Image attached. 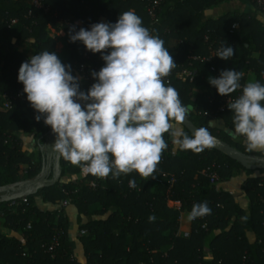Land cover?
Returning <instances> with one entry per match:
<instances>
[{"label": "trees", "instance_id": "trees-1", "mask_svg": "<svg viewBox=\"0 0 264 264\" xmlns=\"http://www.w3.org/2000/svg\"><path fill=\"white\" fill-rule=\"evenodd\" d=\"M230 1L234 0H164L157 22L151 24L140 0H45L47 11L34 7L32 0H0V93L23 90L18 71L30 56L17 46L29 39L33 40V55L51 51L62 63L71 65V74L78 77L80 90L87 92L95 81L81 80L79 65L86 64L91 74L99 71L105 62L100 53L87 50L81 41H70V29L74 34L75 26L66 22L79 18L92 24L102 20L115 23L126 11L140 16L144 26L164 41L169 53L173 49L169 40L180 41L175 48L177 53L171 54L177 64L173 71L186 66L189 56L206 57L210 54L209 47L221 48L224 43L234 50L231 59L214 56L210 61H192V71L218 76L222 70H237L244 73L240 81L243 86L255 81L264 84V22L239 11L215 20L202 18L205 10ZM251 3L264 14V0L260 6L256 0ZM233 23L238 27L231 31ZM48 27L63 30L61 52L56 51V41L49 35ZM200 82L194 73L191 82L171 76L166 84L178 91L184 105L191 107L188 119L196 127H208L211 135L240 152L264 157V152H247L243 137L233 139L224 130L209 127V121L218 118L234 131L233 113L228 106L217 111L222 95L213 86L195 91ZM37 114L27 103H16L6 109L0 100V197L6 198L0 201V264H82L73 253L64 211L58 216L56 208L39 210L35 196L56 205L70 199L77 210V229L85 233L80 241L87 264H264V203L260 202L264 198L263 166L245 168L214 148L195 154L178 146L172 152V138L166 133L168 149L162 153L155 179L144 180L133 172L103 181L88 174L76 183H63L62 177L78 175L81 171L53 151L55 134L44 124L43 117L36 121ZM183 130L192 136L185 127ZM21 132H33L38 147L36 158L22 151ZM212 164L218 175L216 183H210L200 173ZM163 172L172 175L174 182L169 184L167 179L158 182ZM242 172L247 174L242 185L250 201L247 209L216 186ZM254 172L258 175L248 176ZM41 173L46 179L58 175V180L35 188L31 180ZM132 180L136 182L135 188L129 186ZM10 186L13 188L6 189ZM19 193H26L28 204L10 205ZM169 200H179L182 204L179 208L171 207ZM205 201L211 214L189 220L193 205ZM152 214L156 217L154 222L149 221ZM95 216L104 217L95 219ZM184 227L188 237L179 234ZM249 231L254 234L252 239ZM212 232L217 233L206 247L205 240ZM56 236L54 250L46 252ZM259 239L263 242L258 243Z\"/></svg>", "mask_w": 264, "mask_h": 264}, {"label": "clouds", "instance_id": "clouds-1", "mask_svg": "<svg viewBox=\"0 0 264 264\" xmlns=\"http://www.w3.org/2000/svg\"><path fill=\"white\" fill-rule=\"evenodd\" d=\"M74 27V26H73ZM70 41H81L87 50L100 53L105 64L91 75L95 82L81 91L71 65L62 63L56 53L43 51L22 62L18 81L31 107L43 117L55 134L54 152L98 179H118L133 172L148 180L156 178L162 153L168 149L164 134L182 150L199 154L211 149L215 138L208 127L192 136L183 130L191 107L182 103L178 91L166 84L177 64L164 41L144 26L135 12L120 14L115 23H93L81 27ZM223 60L234 55L231 46L215 54ZM244 73L222 70L209 77L222 96L241 89ZM78 101H86L83 106ZM264 84L248 82L242 94L228 102L233 113V139L243 137L247 152H264ZM207 114V113H206ZM216 120L209 121V127ZM129 186L135 188L134 180ZM207 202L194 204L189 220L210 215ZM155 215L149 216L154 222Z\"/></svg>", "mask_w": 264, "mask_h": 264}, {"label": "crops", "instance_id": "crops-1", "mask_svg": "<svg viewBox=\"0 0 264 264\" xmlns=\"http://www.w3.org/2000/svg\"><path fill=\"white\" fill-rule=\"evenodd\" d=\"M233 11H239L242 13H248L251 16L260 18L264 22V14L261 13L256 7H254L251 3V0H234L230 2H224L217 4L215 6H212L211 8L204 11L202 18L204 19H217L229 12ZM100 22H110L107 20H102ZM48 33L51 37L55 38V34L58 33L61 38L64 36V32L62 29H59L58 31L54 30L51 27H48ZM180 41L178 39L171 38L169 40V46L172 49L170 54L175 55L177 53L176 47L179 45ZM33 40L29 39L17 46L18 50L23 52L24 54L28 56H32L34 53V49L32 47ZM62 47V46H61ZM196 76L200 77L201 82L196 85L195 91L202 92L208 89V87H211L212 85L209 83V77H215L214 75H207L204 76L200 74L197 70L194 71ZM211 120H216L215 124L212 126L213 128L224 130L227 134L231 135L233 131L225 126V123L222 119L213 118ZM210 120V121H211ZM232 136V135H231ZM21 137V147L24 154L30 158H36L38 155V147L34 140L33 132H27V133H20ZM172 143V152H176L178 145H176L173 140ZM40 175V174H39ZM85 174L80 173L78 175H71V176H65L60 179L61 182H72L76 183L77 180H79L81 177H83ZM258 175V172H254L249 174L248 176H256ZM247 177V174L242 172L237 176L231 177L228 180H225L223 182H219L216 186L219 190L228 192L238 204L242 206V208L247 209L250 206V201L247 197V195L244 193L242 189L243 182L245 181ZM104 179H99V181H103ZM34 203L36 207L41 211H51L54 210L57 205L52 203L44 202L40 196L34 197ZM169 206L171 204H168ZM64 216L67 218L69 223V236L73 247V253L78 258V260L82 264H87L85 255H84V249L83 245L80 241V237L83 236L85 233L79 232L77 229V210L70 204L64 209ZM104 216H95L94 218H103ZM183 229H186L185 227ZM217 232H212L205 240V246L208 247L212 239L215 237ZM17 236H21L22 234L16 233ZM248 236L252 239L254 237V234L252 232H248ZM210 252L207 251L206 258H209Z\"/></svg>", "mask_w": 264, "mask_h": 264}, {"label": "built area", "instance_id": "built-area-1", "mask_svg": "<svg viewBox=\"0 0 264 264\" xmlns=\"http://www.w3.org/2000/svg\"><path fill=\"white\" fill-rule=\"evenodd\" d=\"M45 0H32V5L36 8L43 9L45 11L48 10V7L44 4ZM144 3V8L147 13V15L150 17L151 24H154L158 20V13L160 10V7L164 0H140ZM258 6L261 5L262 0H256ZM13 22V21H12ZM68 25H74V31H79L81 27L85 29H90L92 23H85L81 19H74L72 21H67L66 22ZM238 27L237 23H233L231 25V31L236 29ZM221 48H211L209 47L210 54L206 57L204 56H198V55H193L189 56L188 58L190 61L186 66L181 65L180 68L176 71H173L171 75L165 80V83H169L171 76H174L181 81H189L191 82L194 78V72L191 69V62L192 61H210L212 57L217 56L215 55ZM78 73L80 75L81 80L84 81H90L94 82L95 79L93 76L87 72V66L86 64H80L78 67ZM219 76V75H218ZM215 76V77H218ZM215 90V86H213ZM242 88L243 85L241 84V89H238L237 91L233 92L230 95H224L219 98V106L217 108V111H222L227 105L228 102H231L235 99H237L241 94H242ZM0 100H1V105L6 108V109H11L16 103H27L30 106V109L34 111V109L31 107L30 102L27 100V95L24 93L22 89H9L5 90L0 93ZM204 112V115L207 116H212L211 113ZM215 165L212 164V166L207 167L203 170L200 171L202 175L207 177L210 181V183H216L218 182V175L215 170ZM167 179V183H172L174 182L175 178L172 175H168L167 173H161L160 178L158 179V182H161L162 180ZM92 187H95V182L92 183ZM261 203H264V198L262 197L260 200ZM28 204V199L26 196V193H20L17 197L12 199L10 205H27ZM70 204V199H63L58 202L57 207H56V213L59 216L61 213H63L64 209ZM168 204H171V207H176L179 208L181 206V201L179 200H169ZM203 226H205L203 224ZM179 234H181L184 237H188V232L185 229H182L179 231ZM58 237L56 236L51 243L47 246L46 252L52 253L54 250V246L57 245ZM263 240L259 239L258 243H262Z\"/></svg>", "mask_w": 264, "mask_h": 264}, {"label": "water", "instance_id": "water-1", "mask_svg": "<svg viewBox=\"0 0 264 264\" xmlns=\"http://www.w3.org/2000/svg\"><path fill=\"white\" fill-rule=\"evenodd\" d=\"M78 102H80L82 104V106L85 103H87L86 101H78ZM183 127H185L191 134L193 133V131L195 129L198 128L188 118H186V120L183 124ZM213 137L215 138V144L212 148H214L217 151L221 152L222 154L230 157L231 159L238 161L243 167H245V168H250L251 166H253V167L263 166L264 167V157H258V156L251 155V154H245V153L240 152L239 150L235 149L234 147H232L228 143L218 139L217 137H215V136H213ZM55 165H56V168H58V165H59V156L58 155L55 157ZM57 180H58V175H55L53 178L46 179L45 177L42 176V173H41L39 176L32 179L31 183H32V185L35 186V188H39V187L44 186L46 184L55 183ZM12 188L13 187L10 186V187H7L6 189H12ZM18 195H16L15 197H17ZM4 200H6L5 197H0V201H4Z\"/></svg>", "mask_w": 264, "mask_h": 264}, {"label": "rangeland", "instance_id": "rangeland-1", "mask_svg": "<svg viewBox=\"0 0 264 264\" xmlns=\"http://www.w3.org/2000/svg\"><path fill=\"white\" fill-rule=\"evenodd\" d=\"M55 41H56V51L57 52H61L62 47H63V43H62V38L61 36H59L58 33L55 34ZM62 46V47H61ZM39 176V175H38Z\"/></svg>", "mask_w": 264, "mask_h": 264}]
</instances>
